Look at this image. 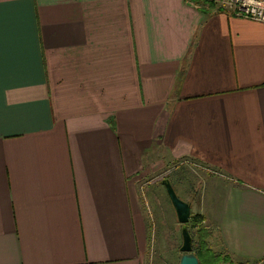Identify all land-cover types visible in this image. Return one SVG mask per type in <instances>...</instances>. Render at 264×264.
<instances>
[{
    "label": "crops",
    "instance_id": "crops-1",
    "mask_svg": "<svg viewBox=\"0 0 264 264\" xmlns=\"http://www.w3.org/2000/svg\"><path fill=\"white\" fill-rule=\"evenodd\" d=\"M176 168L212 194L217 251L262 262L264 22L197 0H0V264H140L141 182Z\"/></svg>",
    "mask_w": 264,
    "mask_h": 264
},
{
    "label": "rangeland",
    "instance_id": "rangeland-1",
    "mask_svg": "<svg viewBox=\"0 0 264 264\" xmlns=\"http://www.w3.org/2000/svg\"><path fill=\"white\" fill-rule=\"evenodd\" d=\"M197 2H201L206 6L220 8V5L212 0H197ZM181 161L178 162L180 163ZM184 163L194 167L197 166V162L190 159H188V162ZM178 166L179 165H177V168H179ZM189 172L195 174L194 171ZM185 175L189 176L187 172ZM165 177L174 181L173 185L179 197L191 203L192 215L201 213L204 216V220L200 222L194 221L191 216L190 222L188 223L193 236L194 248L198 246V244L200 245V241L205 238L206 244L210 250L214 254L221 255L220 257H217L216 260H213V264H264V260L260 263H254L249 260H239L228 254H224L222 251H217L212 241L213 225L210 223L212 221L210 218L211 216L209 211L207 213V209L202 206L203 198L211 200L212 194L200 193L202 182L198 181L196 174L195 176L184 177L181 179L179 169L176 171L174 178L170 172L161 171L152 175L148 174L141 182L142 195L144 198L143 206L146 218V240L144 241V246L140 255V264L180 263L182 255V252L180 251V246L182 244V224L179 223L176 211L161 182ZM181 183L184 184L185 193H183V190L180 188ZM191 195L193 198H188ZM202 234H205V236L201 237Z\"/></svg>",
    "mask_w": 264,
    "mask_h": 264
},
{
    "label": "water",
    "instance_id": "water-1",
    "mask_svg": "<svg viewBox=\"0 0 264 264\" xmlns=\"http://www.w3.org/2000/svg\"><path fill=\"white\" fill-rule=\"evenodd\" d=\"M161 182L165 186L169 199L176 211L177 219L182 224V244L180 246L182 255L179 264H199V258L194 252L193 236L188 226L192 216V205L179 197L170 178L165 177Z\"/></svg>",
    "mask_w": 264,
    "mask_h": 264
},
{
    "label": "built area",
    "instance_id": "built-area-1",
    "mask_svg": "<svg viewBox=\"0 0 264 264\" xmlns=\"http://www.w3.org/2000/svg\"><path fill=\"white\" fill-rule=\"evenodd\" d=\"M238 16L264 22V0H212Z\"/></svg>",
    "mask_w": 264,
    "mask_h": 264
},
{
    "label": "trees",
    "instance_id": "trees-1",
    "mask_svg": "<svg viewBox=\"0 0 264 264\" xmlns=\"http://www.w3.org/2000/svg\"><path fill=\"white\" fill-rule=\"evenodd\" d=\"M192 218L196 222H200L204 220V216L200 214H193ZM205 234H202L201 237H204ZM200 245L196 246L194 248V252L199 258V264H213V260H216L217 257H220L221 255L219 254H214L210 248L207 246L205 238H203L200 241ZM227 256V255H226Z\"/></svg>",
    "mask_w": 264,
    "mask_h": 264
}]
</instances>
